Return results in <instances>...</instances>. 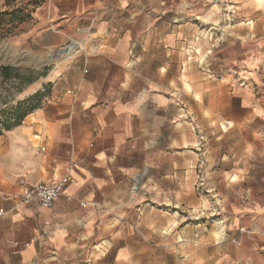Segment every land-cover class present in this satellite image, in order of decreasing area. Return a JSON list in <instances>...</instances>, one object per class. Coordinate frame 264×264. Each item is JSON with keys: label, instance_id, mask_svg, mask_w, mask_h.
I'll use <instances>...</instances> for the list:
<instances>
[{"label": "crops", "instance_id": "crops-1", "mask_svg": "<svg viewBox=\"0 0 264 264\" xmlns=\"http://www.w3.org/2000/svg\"><path fill=\"white\" fill-rule=\"evenodd\" d=\"M211 1L20 0L10 45L67 59L0 133V264H264V0H237L227 69L192 70ZM66 175L49 208L2 197Z\"/></svg>", "mask_w": 264, "mask_h": 264}, {"label": "rangeland", "instance_id": "rangeland-1", "mask_svg": "<svg viewBox=\"0 0 264 264\" xmlns=\"http://www.w3.org/2000/svg\"><path fill=\"white\" fill-rule=\"evenodd\" d=\"M20 0H6L9 5L0 8V133L17 126L25 117L45 104L53 92L56 83L53 71L67 58L57 55L59 48H37L32 46V40H27L21 47L15 49L13 35L15 34L16 19L29 17L27 9ZM18 4V5H17ZM212 8L209 14L203 19L207 27L201 28L199 37L201 43L205 44L194 54L191 48L185 49L187 60H190V69L198 71H222L227 69L226 60L228 56L223 53L224 39L233 36L235 25L240 20V7L237 0H212ZM24 8L25 17L17 13ZM212 18V21H206ZM211 20V19H210ZM10 42L12 45H10ZM197 48V47H196ZM235 51V49H234ZM70 59V58H69ZM188 70V66H185ZM53 72V73H52ZM217 193V194H216ZM222 192L200 191V219L198 228L204 232L212 224L214 215L208 217L205 212L210 209L208 206L212 200H218ZM214 209L220 207L218 201ZM211 210L215 213V210ZM185 215H189L185 210ZM191 221V217H189ZM218 222V218H216ZM183 225L190 230L191 222ZM191 262L185 259V263ZM167 264H177L173 256H167Z\"/></svg>", "mask_w": 264, "mask_h": 264}, {"label": "built area", "instance_id": "built-area-1", "mask_svg": "<svg viewBox=\"0 0 264 264\" xmlns=\"http://www.w3.org/2000/svg\"><path fill=\"white\" fill-rule=\"evenodd\" d=\"M39 152H44L45 147H38ZM71 181L70 176L66 175L57 182H44L41 180L29 183L25 179H20V191L18 193L3 195L2 197L16 199L20 202H35L39 206L49 208L54 205L58 198L63 194L66 185ZM85 207V202H80ZM2 213V210H0Z\"/></svg>", "mask_w": 264, "mask_h": 264}, {"label": "trees", "instance_id": "trees-1", "mask_svg": "<svg viewBox=\"0 0 264 264\" xmlns=\"http://www.w3.org/2000/svg\"><path fill=\"white\" fill-rule=\"evenodd\" d=\"M19 13H21V12H19ZM19 13H17V14L20 15Z\"/></svg>", "mask_w": 264, "mask_h": 264}]
</instances>
